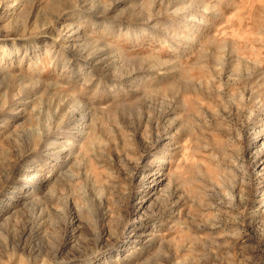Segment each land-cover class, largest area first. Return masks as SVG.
Wrapping results in <instances>:
<instances>
[{
    "label": "rangeland",
    "instance_id": "obj_1",
    "mask_svg": "<svg viewBox=\"0 0 264 264\" xmlns=\"http://www.w3.org/2000/svg\"><path fill=\"white\" fill-rule=\"evenodd\" d=\"M0 264H264V0H0Z\"/></svg>",
    "mask_w": 264,
    "mask_h": 264
}]
</instances>
